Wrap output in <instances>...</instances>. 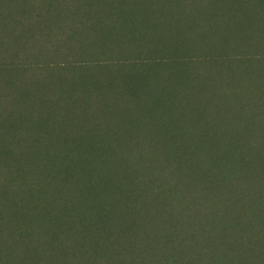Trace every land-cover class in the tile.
Returning <instances> with one entry per match:
<instances>
[{
  "label": "rangeland",
  "instance_id": "374dc122",
  "mask_svg": "<svg viewBox=\"0 0 264 264\" xmlns=\"http://www.w3.org/2000/svg\"><path fill=\"white\" fill-rule=\"evenodd\" d=\"M150 2L140 5L157 9ZM171 5L170 34H163L157 14L149 22L146 13L140 24L131 22L134 54H143L140 40L146 34L158 38L162 33L178 37H170L169 43L176 57L201 59L209 51L216 58L228 46L264 55V0H172ZM122 24L128 21L122 19ZM262 66L259 60L241 67L248 69L245 75ZM194 68V62L169 68V81L155 88L166 89L175 99L188 87ZM160 69L152 66L126 78L120 95L101 106L105 123L96 135L82 144L55 140L49 158L25 165L22 176L14 173L0 181V264H264V190L263 197L257 193L253 203L245 202L235 193L234 182L235 175L251 176L253 163L261 165L264 140L258 143L248 135L257 159L248 162L246 172L239 165L242 153L233 151L222 152V162L208 164L205 171L185 168L192 148L203 164L209 159L203 149L211 130L220 127L221 110L208 107L206 100L199 117L178 122L170 121L169 114L174 109L186 118L180 101L163 105L156 99L144 108L138 103L116 108L129 100H124L126 94L139 96L140 87L157 84L150 76ZM185 79L186 85L181 84ZM84 85L82 77L74 88ZM254 97L259 102L260 95ZM248 100L243 97L240 106L231 100L222 110L228 112L223 123L247 128L250 112L257 111L246 107ZM255 129L264 135V128ZM144 139H150V146L135 148ZM13 163L1 158L0 169ZM256 181L264 185L263 169ZM203 189L206 194L200 195ZM197 195L199 201L192 203ZM250 202L259 208L249 207Z\"/></svg>",
  "mask_w": 264,
  "mask_h": 264
},
{
  "label": "trees",
  "instance_id": "16d2710c",
  "mask_svg": "<svg viewBox=\"0 0 264 264\" xmlns=\"http://www.w3.org/2000/svg\"><path fill=\"white\" fill-rule=\"evenodd\" d=\"M148 2L157 3V9L155 5L147 9L141 6ZM171 3L172 0H0V159L9 158L14 162L11 167L0 169V181L14 173L22 176L25 165L42 157L49 158L52 147L57 143L55 140L58 143L68 140L81 143L88 135H96L105 123L101 106L110 103L107 101L109 97L120 95L126 78L133 72L152 66L162 67L157 74H150L153 78L150 79L157 84L152 88L140 87L139 96L126 94L124 100H129L116 108L131 103L144 108L156 99H162L163 105L170 100H173L170 105L180 101L186 118L180 117V113L173 109L169 114L172 116L170 121L187 122L190 117H199L206 100H209L208 107L221 110L217 118L221 121L220 127L214 133L211 130L203 149V155L209 159L203 164L197 158L201 154H195L196 150L192 148L185 168L194 172L205 171L220 164L221 153L226 151L242 153L239 162L242 172L248 162H254L252 159L256 157L252 158L253 146L249 140L258 138V143L264 140V135H258L255 129V125L259 129L264 128V66L245 75L248 69L243 70L241 66L259 60L264 62V55L228 46L216 58L209 56V51H205L201 59L176 57L172 55L169 43L170 37H178H163L162 33L158 38L146 34L140 40L143 54H134L131 22L138 20L135 22L140 24L139 18L143 16L149 22L150 17L157 14L163 34H170L173 27L170 25ZM122 19H126L128 24L123 25ZM204 48L210 50L208 46ZM188 62H194V72H190L188 87L178 91L173 96L175 99L166 89L155 88L169 81L166 70ZM82 77L85 85L76 90L74 85ZM181 84L186 85V79ZM255 95H260L257 97L259 102L255 101ZM245 96L249 99L246 107L253 106L250 110H257L250 112L253 118L248 127L238 129L230 123H223L228 112L222 110L229 108L231 100L240 106ZM133 98L136 101L131 102ZM80 102H84L82 107ZM248 135L252 137L247 139ZM150 143V139H144L134 146L146 148ZM176 165L180 167L179 163ZM253 165L249 171L251 176L247 175L248 170L243 176H234V182H237L235 193L245 197V202L251 200L252 203L257 193L263 197L264 185L256 181V174L264 170V159L261 165ZM209 179L215 185V178L209 176ZM220 182L225 187V181L221 179ZM203 194H206L204 189L200 192ZM199 197L197 195L196 200L192 196L191 202L197 203ZM252 203L249 207L259 208Z\"/></svg>",
  "mask_w": 264,
  "mask_h": 264
}]
</instances>
